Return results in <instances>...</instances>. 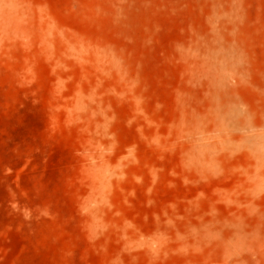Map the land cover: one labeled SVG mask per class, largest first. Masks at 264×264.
I'll list each match as a JSON object with an SVG mask.
<instances>
[{
    "label": "rangeland",
    "instance_id": "rangeland-1",
    "mask_svg": "<svg viewBox=\"0 0 264 264\" xmlns=\"http://www.w3.org/2000/svg\"><path fill=\"white\" fill-rule=\"evenodd\" d=\"M0 264H264V0H0Z\"/></svg>",
    "mask_w": 264,
    "mask_h": 264
},
{
    "label": "bare ground",
    "instance_id": "bare-ground-1",
    "mask_svg": "<svg viewBox=\"0 0 264 264\" xmlns=\"http://www.w3.org/2000/svg\"><path fill=\"white\" fill-rule=\"evenodd\" d=\"M222 113V112H221ZM234 124V123H233ZM193 132V131H192ZM203 136L204 135H202L201 137H202V139H203ZM204 141V140H203ZM200 147H201V150L202 151H206L207 149H209V144H205L204 142H201V145H200ZM210 149H212L211 147H210ZM210 149L208 150V151H210ZM214 150V149H213ZM198 153V152H197Z\"/></svg>",
    "mask_w": 264,
    "mask_h": 264
}]
</instances>
